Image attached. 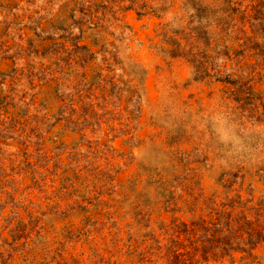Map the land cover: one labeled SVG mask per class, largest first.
Returning <instances> with one entry per match:
<instances>
[{
  "label": "rangeland",
  "instance_id": "374dc122",
  "mask_svg": "<svg viewBox=\"0 0 264 264\" xmlns=\"http://www.w3.org/2000/svg\"><path fill=\"white\" fill-rule=\"evenodd\" d=\"M0 264H264V0H0Z\"/></svg>",
  "mask_w": 264,
  "mask_h": 264
}]
</instances>
